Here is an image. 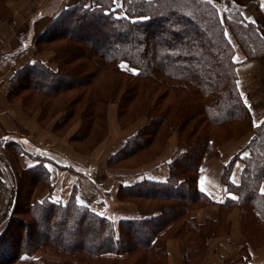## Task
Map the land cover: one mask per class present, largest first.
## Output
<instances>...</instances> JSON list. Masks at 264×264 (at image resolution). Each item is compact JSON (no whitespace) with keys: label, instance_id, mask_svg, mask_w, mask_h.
Listing matches in <instances>:
<instances>
[{"label":"trees","instance_id":"16d2710c","mask_svg":"<svg viewBox=\"0 0 264 264\" xmlns=\"http://www.w3.org/2000/svg\"><path fill=\"white\" fill-rule=\"evenodd\" d=\"M6 1H0V14ZM82 1L52 17L46 30L36 38V51H41L39 43L70 40L72 26H75L82 34L87 32L94 35L89 37L92 43L102 35V38H98L102 42L100 52L87 55L78 48V43L62 46L57 49L59 59H56L57 53L53 52L55 63L61 61V65L57 64L58 69H51L40 61L24 65L12 74L8 96H16L21 90L30 89L53 98L77 89L79 95L76 100L80 102L85 98L83 103L87 104V110L81 113L85 118L79 116L82 120L81 130L84 120L87 129L94 122L101 121L103 130L106 111L103 108L97 112L96 108H102L103 99L112 95L113 91L118 92L125 87L122 96L139 97L145 122L109 158L107 164L111 169L117 162L136 157L146 149L143 135L150 134L144 131L147 133L151 130L153 133L155 130L156 133L162 126L182 131L183 125L189 122L194 123L192 128L197 131L203 121L215 128L230 126L232 129L233 124L248 125L247 128L253 132L251 140L232 158L221 176L229 196L218 205V211L222 213V218L225 210L237 208L246 243L253 249L263 246L264 192L260 191V187L264 184V120L258 126L251 123L250 114L236 85L232 59L234 53L225 36V29L235 36L245 61L255 58L264 60V35L261 27L245 19L240 8L229 1L223 3L221 11L213 3L204 0H121L120 7H115L113 0H92L87 6ZM78 59L85 62L71 68L63 67L70 66ZM122 62L135 69L136 73L125 72L120 67ZM107 64L112 66L111 69L120 78L122 75L131 77L135 84L125 85L124 81L108 84L105 78V83H102L103 93L97 89L89 93L88 89L82 90L91 89L94 74L107 71ZM87 70H92L93 74L90 75ZM71 82H76V85H69ZM155 89L166 90V95L172 98L171 104L163 110L159 109V102L165 96H159L153 103L150 101L149 95ZM117 106L119 125L123 126L125 121L131 123V114L124 117L126 108L121 106L119 100ZM59 109L64 115L57 125L67 123L78 110L71 104ZM153 121L155 129L151 128ZM208 135L210 133L202 134L198 140L176 147L177 155L168 163L169 175L165 182L143 179L132 187L117 190V199L134 203L140 216L136 220L121 221L117 232L109 219L74 201L62 206L46 198L38 200L35 196L33 202H29L28 196L32 191L36 190L38 195L39 187L42 190L48 188V172L43 160L32 168L20 170L24 180L17 175L19 183L14 171L9 168V173L13 174V194L10 196L13 199L9 202L8 210L15 211L16 199L23 198L24 209L29 212L33 227L43 232L42 236L36 234L38 232L35 229L30 232V225L24 222L23 229L20 228L21 233L25 234L24 240L8 238L5 243L3 234H0V260H11L14 263L22 255L32 256L38 251L42 254L49 251L56 259L47 263L35 259L30 264H166L164 243L168 238L178 239L183 246L197 243V255L203 256L209 239L220 235L216 229L219 218L199 225L189 215L197 207L212 204L196 185L202 157L205 153H217ZM77 136H74L75 139ZM98 139L94 136L93 141ZM6 144L10 142L0 140V161H3L2 145ZM14 144L16 154L20 153L22 149L17 143ZM154 156H150V159ZM235 161L242 164L238 184L229 180ZM188 172L191 176H188ZM18 188L20 190L16 194ZM139 200L151 203L160 201L170 205L153 208L152 204L146 205ZM24 209L19 211V215L24 214ZM83 230L86 233L84 235ZM76 232L78 236L74 239ZM44 233H48L49 237L43 236ZM15 242L18 247L15 246L14 252L9 245ZM239 262L248 264L247 258Z\"/></svg>","mask_w":264,"mask_h":264},{"label":"crops","instance_id":"0c3cea01","mask_svg":"<svg viewBox=\"0 0 264 264\" xmlns=\"http://www.w3.org/2000/svg\"><path fill=\"white\" fill-rule=\"evenodd\" d=\"M25 1L7 0L5 10L0 14V140L17 143L22 149L16 155L20 170L32 168L40 161H44L48 172V188L38 193L36 199L46 198L62 206L74 201L85 206L89 211L109 219L117 232L121 221L140 218L134 205L117 199V190L121 187H132L143 179L165 182L169 175L168 163L175 157L173 152L175 139L169 138L165 152L140 168L111 170L106 167L108 158L117 153L139 128L133 126L120 130L116 105L109 104L106 110L108 137L94 153L85 157L74 153L68 146V138L76 133L78 126H75L65 138L57 139L50 127L41 128L38 125L39 113L27 116L21 111L19 103L7 102L10 78L17 69L33 61H40L53 69L52 65L48 64L50 55L34 53L33 38L46 30L54 14L37 17L36 13L34 18L29 17L25 21V6H27L24 4ZM233 3L241 5L237 1ZM250 3L251 1L246 2L243 7L240 6L243 10L242 15L245 19H252L261 26L264 24V16L261 13V9L264 11V0H259L260 7L258 5L256 8L255 15L247 11ZM13 52H16V56L10 58ZM259 65L260 70L263 71L264 64L259 62ZM248 69H251V62L238 66L237 83L239 92L251 111L253 125L258 126L264 120V101L254 105L245 94V76L240 72ZM7 111L10 112L11 117L6 115ZM251 138L252 135H247L237 142L227 143L219 149L216 157L206 156L202 161L197 170L196 185L212 204L206 209L192 212L191 217L197 224H203L207 214L217 212L218 205L229 196L221 182L222 171L229 162L225 165L223 161L241 152ZM42 153L47 155L42 156ZM241 169L240 162L233 164L229 176L233 184H238ZM260 191L264 192V184L261 185ZM0 192L4 195L2 185ZM227 220L228 233L222 237L209 239L206 251L200 257L197 255L196 244L183 246L178 239H166L165 263L240 264V260L247 258L248 264H264V245L253 249L246 243L241 235L239 212L236 208L229 213ZM45 256L47 255L39 251L32 256L22 255L15 264H30L35 259L43 261Z\"/></svg>","mask_w":264,"mask_h":264},{"label":"rangeland","instance_id":"374dc122","mask_svg":"<svg viewBox=\"0 0 264 264\" xmlns=\"http://www.w3.org/2000/svg\"><path fill=\"white\" fill-rule=\"evenodd\" d=\"M1 1V0H0ZM80 0H26L24 4H26L27 6H25L26 9V19L25 21H27V19L30 18H34L36 16L37 13V17H39L40 15H55L56 13L58 14L60 11L62 12V10L70 7L71 5L77 4V2H79ZM82 1V0H81ZM85 1V0H84ZM82 1V3H84L86 6L87 4H90L92 2V0H87V2ZM206 1V3H213L219 11H221V9L223 8V3L225 2H231L233 3V1H237L238 3H240V6H245L246 2L251 1V5L248 8V12L251 15H255L257 13V7L259 5V0H204ZM94 2V0H93ZM256 2V3H255ZM114 6L115 7H120L121 4V0H113ZM234 4V3H233ZM236 5V4H235ZM240 10H241V14H242V8L237 5ZM260 7V5H259ZM5 8L3 9L4 12ZM260 10V8H259ZM2 12V13H3ZM256 12V13H255ZM261 13L264 16V11L261 9ZM243 16V15H242ZM257 17V15H256ZM248 20V19H247ZM249 21H252L254 23H256L254 20L250 19ZM257 24V23H256ZM258 25V24H257ZM71 27V26H70ZM261 30L263 31V35H264V24H262L261 26ZM89 30V29H88ZM72 33L70 34V40L68 41H63V40H55L52 41L53 43H39L40 46V50L39 52L36 51V38L34 37V47H35V54H48L51 56V58H49V63L50 65H52L53 69H58L57 68V64L61 65V61L59 62L57 60V64L55 63L54 60V54L53 52L55 51L57 53V58H60V54L58 53V48L68 45L70 44H79V42L83 43L80 44L78 46V48H80L81 51H85L87 53V55H93L96 54L98 52H100V48L99 46L102 45V42L98 39V38H102L101 36H98L96 42L93 41V43L90 41L89 37H93L94 35H92L91 33H84L82 34L78 29H76L75 26H72ZM76 31V32H75ZM55 33H51L50 35H54ZM91 34V35H90ZM49 35V36H50ZM79 35L80 38H79ZM225 36L227 38V41L229 42L230 46L232 47V52L234 53L232 56L233 59V63L235 64L234 67V71H236V85L238 87V83H237V69L238 66L242 65V64H248L251 62V69H248L246 71H242L240 72V74H244L245 79H244V83H245V94L249 97V100L254 103V105H256L257 103H261L264 101V69L263 71L260 70V65L259 62L264 64V60L263 59H259V58H255V59H251L249 61H245V56L242 54L241 50L238 48L237 46V41L235 39V36H233V34L228 30L225 29ZM52 37V36H51ZM50 37V38H51ZM95 37V36H94ZM53 38H55V36H53ZM51 38V39H53ZM48 40V39H47ZM79 41V42H78ZM75 42V43H74ZM95 45V46H94ZM92 47V48H91ZM90 49V50H89ZM91 53V54H90ZM16 56V52H13L12 57L10 56V58H13ZM92 59H94L93 56H91ZM85 61H82L81 59H78L77 61H74L70 64V66H63L64 68H71L74 66H78L79 64H83ZM253 62H255V64L253 65ZM108 65V64H107ZM112 66L108 65V69L107 71H104L99 73V74H94V78H92L91 80V89L86 88V89H82V90H87L88 93L89 92H93V90H98V92L100 91V93H103V84L105 83L104 80L107 79L108 84H111V82H116V83H121V82H125V85L131 84L133 86V84H135V80L134 79H130L131 77L122 75L123 77L120 78V75H117L114 73V71L111 69ZM120 67L127 73L129 74H134L136 73V70L133 68H130L129 65L125 62H122L120 64ZM110 68V69H109ZM197 71V69H194ZM90 75H92L93 73L92 70H87ZM114 74V75H113ZM106 78V79H105ZM78 80V79H77ZM122 80V81H121ZM138 84L140 85L139 81H137ZM80 84V83H79ZM147 84V83H146ZM150 84V83H149ZM69 85L74 86L76 85V82H71L69 83ZM10 86V85H9ZM125 87L121 88V90L117 91H113L112 95H109L108 98L103 99V104L101 105L102 108H100V106H98L96 109L97 112H100L103 108L105 109V111L107 110L109 104H114L117 106V100L120 101L121 106L125 107L126 111L124 112V117H127L128 115L131 114L133 121L131 123H127L125 121L126 124H124L123 126L119 125L118 122V118H117V123H118V127L120 130H126L129 129L133 126H136L139 128L137 129V132L139 131V129L144 125L145 122V118L143 115V113L141 112V102L138 100L139 97H128V96H122V91ZM239 89V88H238ZM167 92L166 90L163 89H155L154 91H152V93L149 95L150 101L151 103L154 102V100L156 98H158L159 96H165L163 98V100H161L159 102L160 110H163L166 106L171 104V97L169 95H166ZM240 94V98L243 102V104L246 106L249 114H250V118H251V123L252 122V114L251 111L249 109V107L246 105L244 99L242 98L241 93ZM79 95L77 89L73 90V91H66L63 92L62 94H60L59 96H55L53 98H48L45 97L41 94H38L37 92L31 91L30 89H24L21 90L19 92L18 95L14 96H8V92H7V102L9 103H19L21 106V111L27 115V116H32L35 113H39V116L37 118V123L41 128H45V127H50L51 128V132L52 134L57 138V139H63L65 138L69 132H71V130H73V128L75 126H78V129L76 131V133H74V135L71 138H68V146L70 147V149L81 156H90L92 153L95 152V150H97L102 143L106 140V138L108 137V128H107V118H106V125L104 127L103 125V130L101 129V121L100 123H96L94 122L93 125H91V127L89 129H87V126L85 125V121L84 120V125H83V129L81 130V122L82 120L79 118L83 117L85 118L84 113L87 110V104L83 103L85 102V98L84 100H80L77 101L76 97ZM180 95L183 97V93H180ZM128 99V100H127ZM127 100V101H126ZM75 105L76 108H78V110L76 111V115L73 116L70 120L67 121V123L63 124V125H57L58 121L60 120V118L64 115L63 113H61V111H59V107H64L65 105ZM48 106L45 108V106ZM46 109V110H45ZM118 109V106H117ZM254 110V108L252 107V111ZM6 115L8 117H11L12 115L10 114V112H6ZM141 124H143L141 126ZM193 122H189L187 125H183L182 127V131H180L179 129L175 128V127H170V126H162L158 129V131L155 130L152 131L149 130L144 131L145 134H150V135H143L145 141H146V149L141 151L142 153L136 157H132L130 159H127L126 161L123 162H117L118 164L114 165V168H109L108 167V160L106 162V167L108 169L114 170V169H136V168H140L152 161H154L155 159H157L160 155L163 154V152H165L166 148H167V143L169 138H174L175 139V148L179 145V144H190L192 141H196L200 138V136L202 134L205 133H210V136L208 137V139L210 138L211 140H213V149L214 147L216 149H214V151H219V149L224 146L227 143L230 142H237L239 140H241L243 137L247 136V135H252L253 136V132L252 130L248 129V125H241V124H233L232 129L230 126H224V127H218L215 128L213 126H211L210 124H208L206 121H203L202 123H200L199 125V129L197 131L193 130ZM155 121H153V124L151 125V128L155 129ZM81 130V132L79 131ZM79 133V137L77 136V133ZM77 136V140L75 139L74 136ZM94 136L96 137V139H98L96 142L93 141ZM93 137V138H92ZM75 139V140H72ZM92 139V141L90 140ZM154 140L153 143H151ZM15 144L13 142H10V144H6L5 146L2 145V155L1 157L3 158V161H0V185H2L3 188V192L4 195L1 194L0 192V234H3V240L5 241V243L7 242L8 238H11L12 240H16L19 238L20 241L24 240V232L21 233V230L23 229L24 226V222H26V224H29V230L30 232L33 231V229H35L36 234H39V236H42V232L39 229H36L33 227V224L31 222V217L28 216L29 212L24 209V205L22 203V199H16L17 202L15 204V211L10 212L9 209V202L10 200H12L13 198H10V196L12 197L11 193V187H12V177L13 174L9 171L8 169L10 168L11 171H14V174L16 175V179H17V175L20 176V178H22V181L24 180V174H22L20 171V165L17 161V154H16V148L14 146ZM99 146V147H98ZM4 148V149H3ZM33 150V149H32ZM173 150V152L175 153V151ZM1 151V150H0ZM172 152V153H173ZM216 153V155H217ZM47 155L46 153H42V156ZM156 155V156H154ZM172 155V154H171ZM175 156L177 154H174ZM215 153H205L204 156L201 159V163L204 160V158L206 156H211V157H216ZM150 156H154L152 159H150ZM149 157V158H148ZM233 158V157H232ZM232 158H228L227 160H224L223 163L226 165L228 162H230L232 160ZM150 159V160H149ZM235 162H240V161H235ZM234 162V163H235ZM200 163V165H201ZM240 165L242 166L241 162ZM223 172V171H222ZM22 174V175H21ZM188 176H191V173L188 172ZM21 182V181H20ZM17 183H19L18 179H17ZM22 183V182H21ZM19 188L16 190V194L19 192ZM13 191V190H12ZM38 191H43L40 187ZM14 192V191H13ZM36 190L32 191V194L30 196H28L29 202H33L34 197L35 196H39L35 195ZM30 197V198H29ZM19 200V201H18ZM123 203H130L132 205L135 206L134 203L130 202V201H122ZM140 203H144V204H152L151 207L155 208V207H160L161 205L167 206L170 205V203H161L160 201H155L153 203H151V201H145V200H139ZM210 205L208 206H200L199 208H195L193 209L189 215L191 217L192 212L197 211L199 209H206L208 208ZM136 207V206H135ZM24 209V214L23 215H19V211ZM234 208L228 210H225L224 215L221 218L222 213L219 211L215 212V213H209L207 214V217L204 221V223L207 220H212V221H217L218 218V222L216 224H219L218 226H216V229L219 231V236L217 237H222L224 236V234L228 233L229 230V221L227 220L229 213H231V211H233ZM237 209V208H236ZM238 210V209H237ZM239 212V210H238ZM7 219V220H6ZM46 221V219H43ZM181 222V221H180ZM22 223V224H21ZM203 223V224H204ZM239 224H240V231H241V217H240V212H239ZM21 228V230H20ZM5 230V231H4ZM82 232L83 235L86 234L85 231L83 230ZM81 235V234H80ZM241 235L242 231H241ZM45 237H49L48 233H44ZM78 236L77 232L74 233L73 238L75 239ZM86 240H89L88 237H86ZM10 242V240H9ZM9 244V243H7ZM191 244H196L197 243H190L187 245H191ZM17 245V242H15V244H13L12 246L9 245V248H11V250L14 249L15 252V246ZM18 247V245L16 246V248ZM13 252V255H14ZM47 254V256L43 257V262L47 263L50 260H54L56 259L55 256H53L51 253H49V251H45ZM13 257V256H12ZM0 264H15L11 263V260H0Z\"/></svg>","mask_w":264,"mask_h":264}]
</instances>
